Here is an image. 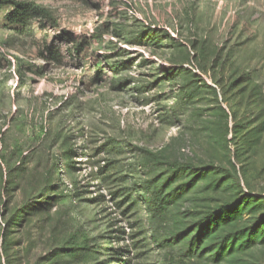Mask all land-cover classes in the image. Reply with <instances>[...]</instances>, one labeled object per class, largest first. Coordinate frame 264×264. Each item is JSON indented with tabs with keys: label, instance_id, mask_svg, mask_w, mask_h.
Returning <instances> with one entry per match:
<instances>
[{
	"label": "rangeland",
	"instance_id": "obj_1",
	"mask_svg": "<svg viewBox=\"0 0 264 264\" xmlns=\"http://www.w3.org/2000/svg\"><path fill=\"white\" fill-rule=\"evenodd\" d=\"M35 1L0 13V264H264V0Z\"/></svg>",
	"mask_w": 264,
	"mask_h": 264
},
{
	"label": "trees",
	"instance_id": "obj_2",
	"mask_svg": "<svg viewBox=\"0 0 264 264\" xmlns=\"http://www.w3.org/2000/svg\"><path fill=\"white\" fill-rule=\"evenodd\" d=\"M2 11H6L3 15L6 25L13 29H23L35 18L56 25L51 12L35 0H0V13Z\"/></svg>",
	"mask_w": 264,
	"mask_h": 264
}]
</instances>
